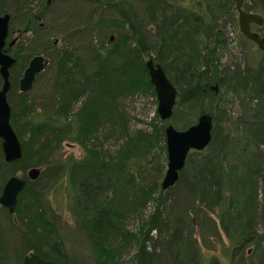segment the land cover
<instances>
[{
	"label": "trees",
	"instance_id": "obj_1",
	"mask_svg": "<svg viewBox=\"0 0 264 264\" xmlns=\"http://www.w3.org/2000/svg\"><path fill=\"white\" fill-rule=\"evenodd\" d=\"M26 2L11 0L9 8L17 11ZM55 3L49 16L67 3L84 16L57 28L64 35L61 48L49 43L45 28L31 25L32 15L26 11L23 28L35 34L33 42L6 49L15 58L7 98L23 156L5 162L0 146V192L14 174L13 167L25 172L34 165L45 166L37 179L27 180L13 214L0 208L19 244L15 258L0 226V264H22L31 250L44 259L69 264L70 254L46 204L50 190L63 177L70 211L95 264H118L120 253L131 246L136 248L135 264H221L216 256L205 257L196 229L202 245L211 248L210 240L219 236L220 228L231 241V259L240 257L250 244L259 246L262 235L257 225L259 221L264 225V52L254 65L221 62L218 52L228 43L220 20L236 11L233 1ZM4 8L1 0L0 11ZM243 8L264 17V0H244ZM109 34L115 39L110 41ZM39 53L52 57L53 63L35 80L43 93L40 103H34L28 93L15 89L27 62ZM147 55L162 66L177 89L171 122L185 129L202 113L213 118L209 145L188 153L177 182L166 190L160 188L166 166L165 121L155 113L151 129L130 130L123 101L126 96H155L144 65ZM215 84L216 92L210 87ZM220 91L241 104L235 130L224 128L220 120L224 110L208 112L202 105L215 101ZM65 139L78 144L82 155L52 161V153ZM109 139L116 141L114 150L104 143ZM150 201L159 203L151 221L156 234L144 237L151 230L149 220L143 223L145 218L137 232L126 224L141 217Z\"/></svg>",
	"mask_w": 264,
	"mask_h": 264
},
{
	"label": "rangeland",
	"instance_id": "obj_2",
	"mask_svg": "<svg viewBox=\"0 0 264 264\" xmlns=\"http://www.w3.org/2000/svg\"><path fill=\"white\" fill-rule=\"evenodd\" d=\"M2 2L5 7V13L10 14L12 24V33L10 35V39L13 37L17 38L16 46H18V44H22V46H24L23 43H27L28 41L30 42V40L31 42H33L32 39L35 38L34 33H32L31 31L23 30V25L26 21V18L28 17V15L25 14L27 12L32 15L30 19L31 25H33V27L38 28L39 24L42 23V27L45 28L47 37L49 38V43H51V41H53L54 39H57L55 48L58 49L61 48V46L64 44V35L63 32L58 30L57 28L64 27L67 25V23L79 21L84 17L83 13L73 7V5H71L70 3L62 5L59 4L53 9V15L50 14L49 16L48 13L50 9L56 5L55 0H27L25 7L17 11L9 8L11 0H2ZM225 18L226 17H223L220 20V23L221 25H223V33L226 36L228 44L226 50L218 52L221 62H231L232 64L239 63L241 64V66L245 64V62H248L250 65H254L259 59L260 55H262V52H264V50L258 49V47L249 40L248 42H245L247 38L239 30L237 11L233 12L231 16L227 17L226 21ZM252 28L260 33L263 31V28H258L256 25H252ZM109 36L111 38L110 41L115 39L112 34H109ZM94 41L93 43L96 44V40ZM47 53H50L49 50L47 51ZM39 54H42L49 58L50 61L47 65V68H49L53 63V58L49 55H45L44 53ZM150 56L151 55L145 56V60ZM146 75L148 77L147 72ZM36 85L37 84L34 82L31 91L28 93V96L34 99V103H40V98L43 92L41 90H38V88H36ZM19 92L20 91L17 87L15 89V93ZM220 92V95L217 96L215 101L212 102L207 100L204 101L202 105L205 107V109H207L208 112H216L217 109L224 110V114L221 115L220 119L224 123V128L235 130L236 126L234 124V120L242 111L241 104L237 97L224 91ZM183 94H186L185 89L183 91ZM263 98L264 95L262 97V100ZM123 101L130 115V130L151 129L150 122L152 121V118L155 117L156 113V97L148 94H141L134 98L128 96L123 97ZM157 119L160 120L158 115ZM171 121L172 120L170 118L168 122L174 125L177 129H184L180 124L175 125V123ZM104 143H106V147L108 149H115L116 141L114 139H109ZM81 155L82 148L78 144L65 139L61 141L60 145L55 148L50 159L52 161L61 162L67 160L69 157L77 158ZM44 166V164H39L32 167H37L41 171L43 170ZM14 168L15 175L21 177H23L24 175L27 176L28 169L23 172L16 166L13 167V169ZM68 188L69 187L67 179L66 177H63L60 183H58L53 189L50 190L46 201L47 214L56 225L62 242L64 243L67 252L70 254L71 260L69 261V264H95L91 256L92 253L89 243L77 226L76 220L74 219L70 211L71 197ZM158 205L159 203L156 204L154 201H150L147 204L146 211L141 215V217L129 219L126 224V228L130 231L137 232L139 225L145 220V218L146 220L143 223H146L149 220V224H151V221L156 219V210H159ZM211 217L217 221L215 213H213ZM0 226L2 227L3 231V241L8 245V248L11 251L13 257L16 258L17 252L19 250V244L14 233L11 232L8 218L2 212H0ZM150 227L151 230H149V233H144V237L156 234V231L153 229L152 224L149 225L148 228ZM257 232L262 235L259 246H255L254 244L246 246L244 248V253L240 255V257L235 256L234 259H231V241L220 228L219 236L213 237L210 240L211 248H206L202 245V243L200 242L201 240L198 236L197 229L195 230V237L200 243L201 250L203 251L207 259L211 256H216L220 260L221 264H255L258 259L259 253L262 250L257 264H264V248L262 249V246L264 244V225L261 221H259L257 225ZM135 252V246L124 249L120 253V257L118 258V264H135L136 260L133 258ZM237 257L240 258L239 263L236 262V260L238 259ZM56 263L60 264L59 261ZM15 264L19 263L16 262Z\"/></svg>",
	"mask_w": 264,
	"mask_h": 264
},
{
	"label": "water",
	"instance_id": "obj_3",
	"mask_svg": "<svg viewBox=\"0 0 264 264\" xmlns=\"http://www.w3.org/2000/svg\"><path fill=\"white\" fill-rule=\"evenodd\" d=\"M238 14L240 32L258 49L264 50V17L262 14L247 11L243 8L244 0H232ZM9 13L0 14V146L5 162L18 161L23 156L21 141L11 124V107L8 102V92L11 87L10 69L15 58L6 53L4 49L9 33ZM256 25L263 28L260 33L252 28ZM11 44V43H10ZM49 64V59L42 54L33 55L22 71L18 80V89L21 93H29L41 72ZM148 79L152 85L157 105L156 114L160 120L165 121L164 138L166 148V166L160 181V188L166 190L178 180L179 173L185 165L190 151H202L210 143L213 130V118L208 113L200 114L195 123L185 129H177L168 121L172 116L176 102L177 89L167 77L162 66L149 57L144 61ZM217 91V85L210 86ZM264 104V98H263ZM37 167H30L27 176L10 175L3 184L0 192V206L13 214L16 208L18 195L23 191L27 180L33 181L40 174ZM22 264H56L51 259H44L34 251L27 252L22 258Z\"/></svg>",
	"mask_w": 264,
	"mask_h": 264
},
{
	"label": "flooded vegetation",
	"instance_id": "obj_4",
	"mask_svg": "<svg viewBox=\"0 0 264 264\" xmlns=\"http://www.w3.org/2000/svg\"><path fill=\"white\" fill-rule=\"evenodd\" d=\"M0 2H1V0H0ZM3 13H5V12H1L0 11V14H3ZM10 15V14H9ZM37 18V17H36ZM38 19V18H37ZM10 24H11V18H10V21H9V33H8V36H7V38H6V44H5V47H4V49L6 50H8V49H10V48H13V47H15L16 45H17V38L16 37H13V38H11L10 39V35H11V33H12V29H10ZM39 27H42V23L41 24H39ZM24 31H25V29H23ZM11 43V44H10ZM57 43V39H54L53 41H52V44L53 45H55ZM6 53H7V51H6ZM8 54H10V53H8ZM11 55V54H10ZM12 56V55H11ZM46 57V56H45ZM48 58V57H47ZM49 59V58H48ZM50 61V60H49ZM15 64V63H14ZM13 67V66H12ZM11 67V68H12ZM15 175V174H14Z\"/></svg>",
	"mask_w": 264,
	"mask_h": 264
}]
</instances>
